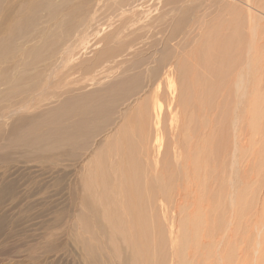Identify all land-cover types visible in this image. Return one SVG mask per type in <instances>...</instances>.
I'll return each mask as SVG.
<instances>
[{
	"label": "rangeland",
	"instance_id": "374dc122",
	"mask_svg": "<svg viewBox=\"0 0 264 264\" xmlns=\"http://www.w3.org/2000/svg\"><path fill=\"white\" fill-rule=\"evenodd\" d=\"M95 7L75 65L38 78ZM0 45V264H264V0H0ZM128 77L102 133L68 135Z\"/></svg>",
	"mask_w": 264,
	"mask_h": 264
},
{
	"label": "bare ground",
	"instance_id": "6f19581e",
	"mask_svg": "<svg viewBox=\"0 0 264 264\" xmlns=\"http://www.w3.org/2000/svg\"><path fill=\"white\" fill-rule=\"evenodd\" d=\"M90 3H92V2H90ZM91 5V4H90ZM96 7L97 6H99V4H96L95 5ZM96 7H95V9H96ZM84 8V7H83ZM77 9V8H76ZM74 10V12H75V14L76 13H78V11H79V13H81L80 11L82 10V9H80L79 7H78V11H75V9H73ZM37 10H35V12H36ZM53 11V10H52ZM68 11H70V10H68ZM72 11V10H71ZM86 10H84V12H85ZM99 10L98 9H96V10H93V16H91L92 14H90L89 15V13H87V11L85 12L88 16H91V18H90V21H92V22H88L87 23V21L85 20V19H83V21L84 22H82V20L78 23V25H73V27H69V28H67V29H65V31L67 30V31H69L68 29H70V31L69 32H76V31H78V33H76V41L75 42H77V41H80L79 43H78V45L76 46V47H74V42L73 43H71V44H69V45H66L65 47H64V49H62V51L61 52H59V55H58V50H56V49H53V51L51 52V55L50 56H47V57H45V58H43L42 59V62H43V64L41 65V70L40 69H37L36 71L38 72V78H42V77H44V75H45V73L47 74V73H50V72H57V70H60V69H62V68H65V67H68V66H72V65H75V59L76 58H74L75 57V51L78 49V48H80V50L81 49H83L84 48V45H86V43H88V41L86 40V38L90 35L89 34V30H90V27H91V23H94L96 20H97V16H98V14H99V12H98ZM32 12H34V9L32 10ZM50 12H51V9H50ZM57 12V11H56ZM74 12L72 13V14H74ZM89 12V11H88ZM49 13V12H48ZM58 13H61L62 14V12H58ZM78 13V14H79ZM83 13V12H82ZM34 15H36V14H34ZM54 15V12L52 13V16ZM57 15H59V14H57ZM56 15V16H57ZM51 16V17H52ZM63 16V15H62ZM76 16V15H75ZM87 16V17H88ZM84 17H86V16H84ZM37 18V17H36ZM59 18V17H58ZM69 18V17H68ZM57 20V19H56ZM58 23V22H57ZM60 23V22H59ZM58 25V24H57ZM82 25V26H81ZM76 27H80L79 29H74V28H76ZM98 28V27H97ZM229 30V29H228ZM94 31V30H93ZM69 32H67V33H69ZM67 33H66V35H67ZM227 34H229V31H228V33ZM234 34V33H233ZM233 34H231V35H233ZM230 35V34H229ZM228 35V36H229ZM61 37H63L64 38V36H61ZM59 38V37H58ZM66 38H67V36H66ZM65 38V39H66ZM230 38V37H229ZM62 39V38H61ZM72 39V38H71ZM74 39V38H73ZM238 39H240V38H238ZM237 40V39H236ZM65 41V40H64ZM69 42H70V40H68ZM85 41H86V43H85ZM72 42V41H71ZM229 43V42H228ZM230 43H231V41H230ZM230 45V44H229ZM263 46V45H262ZM58 49V48H57ZM215 49V48H214ZM60 50V49H59ZM225 50V49H224ZM227 50V49H226ZM4 51H5V48L3 47V46H1L0 45V57L4 54ZM220 53V52H219ZM219 53L216 51L214 54L216 55V57L218 58L219 56H221V55H219ZM238 53V52H237ZM34 54V53H33ZM48 54V53H47ZM58 55V56H57ZM32 56V55H31ZM214 56V55H213ZM227 57V56H226ZM35 58L37 59V62H38V57L37 56H35ZM215 60H216V58H214ZM219 59V58H218ZM217 59V60H218ZM235 59V58H234ZM213 60V59H212ZM223 60V59H222ZM228 60V59H227ZM40 61V60H39ZM219 61V60H218ZM120 62V63H119ZM216 62V61H215ZM220 62V61H219ZM224 62V61H223ZM112 63L114 64V65H116V66H119V65H121L122 63H123V61H122V59L121 60H119V59H115L114 61H112ZM229 63V62H228ZM29 64L30 65H32V66H34L35 67V65L37 64L36 62H29ZM220 64V63H219ZM233 64V63H232ZM138 65V64H137ZM33 67V68H34ZM138 67H140V65L138 66ZM217 67V66H216ZM70 68V67H69ZM121 68H119V70H120ZM137 69V68H136ZM64 70V69H63ZM72 70V69H71ZM217 71V70H216ZM215 71V72H216ZM225 72V67L223 68V65H222V67H220V73H219V70L217 71V74L219 73V74H221V76H223L222 74ZM138 73V72H137ZM103 74H105V73H103ZM227 75V74H226ZM52 76V74H50L49 76H48V78L50 79V77ZM104 76V75H103ZM227 77V76H226ZM139 78V77H138ZM220 78H222V77H220ZM243 78V77H242ZM226 79V78H225ZM242 81H244V80H242ZM130 82H133L129 77L127 78V80H125L124 81V83H120V84H116L114 87H117V89H111V88H114L113 86L110 88V90L107 92L108 94H105V95H103V97H101V100L98 102V103H96V104H90V105H83L80 109H79V115H80V118H81V122H80V125H78L76 128H73V126H72V128L73 129H71V130H69L68 132H69V134H68V132H67V134L69 135V136H71V137H73V135L75 136V134H77L78 132H83V133H85V136H88V134H89V131L90 130H92L93 131V134H99V133H102L103 131H104V129L107 127V126H109L111 123H112V114H114V112L117 110V108H119V104H124V103H126V102H128L129 101V99H131L132 98V96L134 95L133 93H134V91L136 90V88L134 89V85L131 87L130 86ZM215 82V81H214ZM168 83L170 84V85H172L173 83H174V80L172 79V78H170L169 80H168ZM228 83V82H227ZM242 83V82H241ZM244 83V82H243ZM225 85V84H224ZM240 86V85H239ZM243 87H244V85H242ZM242 86H241V88H242ZM243 89H245V88H242V89H240V91L241 90H243ZM222 91V90H221ZM246 91V90H245ZM104 93V92H103ZM202 94V96H204V94L205 95H208V96H210L209 95V89H204L202 92H201ZM224 93V92H223ZM106 95H108L107 97H106ZM137 95V94H136ZM213 95V94H212ZM173 98H171V103H170V106H172V104H173ZM198 101V100H197ZM263 101V100H262ZM259 104V103H258ZM125 105V104H124ZM262 105H263V103H262ZM174 106V105H173ZM69 108L70 107H73V106H68ZM259 107H260V105H259ZM258 108V107H257ZM256 111V110H255ZM255 111H253V113L255 112ZM155 117L157 118V120H159L158 121V124L157 125H160V120H161V111L160 110H156L155 111ZM260 113V112H259ZM261 113H263V112H261ZM255 114V113H254ZM264 114V113H263ZM262 114V115H263ZM254 116V115H253ZM257 117V116H256ZM260 119H261V117H260ZM263 119H264V117H263ZM257 120V119H256ZM76 125H77V123H75ZM79 124V123H78ZM75 127V126H74ZM57 130V129H56ZM55 130V131H56ZM58 130H59V128H58ZM60 130H63V129H61L60 128ZM54 131V133L56 134V132ZM66 132V131H65ZM64 132V133H65ZM59 134V136L61 135V134H63V133H61V132H58ZM66 134V133H65ZM64 134V135H65ZM57 135V134H56ZM55 136V135H54ZM67 136V135H66ZM65 136V137H66ZM62 138H64L63 136H61ZM64 140H65V138H64ZM156 141H160V140H158L157 138L155 139ZM122 141H124V142H127L126 144L127 145H125L124 146V149H125V151L126 150H129L130 151V154H131V152H132V150H133V148H132V145H131V143L129 142V133H128V131L126 130V134H124V136H123V138H122ZM121 141V142H122ZM121 146H122V143H121ZM127 146V147H126ZM134 146V145H133ZM136 147V146H135ZM127 153V152H126ZM122 154V153H121ZM122 156V155H121ZM131 156V158H136L135 159V166H133L134 168H132V170H130L129 168V170L131 171V172H129V173H127V175L126 176H129L128 177V181H129V187H127V188H129V191H130V194H129V196L131 197V199H132V201H133V203H134V205H135V208H138V205L140 204V209H141V205H145V203L143 202L145 199H147V200H150L151 198H153V191H152V189H151V186H150V184L148 183V181H147V179H145V177H142V178H144V180H142V178H141V176H140V171H141V173H142V168H141V164H139V162H138V160H137V156L135 155L134 157L132 156V154L130 155ZM125 157V156H124ZM125 167V166H124ZM125 168H127V167H125ZM138 168H140V169H138ZM126 170V169H125ZM140 170V171H139ZM124 171V170H123ZM125 173V172H124ZM158 173H159V171H158ZM142 176H143V173L141 174ZM168 176V175H167ZM126 180V179H125ZM126 180V182H128ZM122 183V182H121ZM124 183V182H123ZM122 183V184H123ZM121 185V184H120ZM123 187V186H122ZM121 191V190H120ZM143 202V203H142ZM147 204H148V201H147ZM136 215H138L137 217L138 218H140L142 215L141 214H138V213H136ZM141 219V218H140ZM133 220H135V221H137V218L135 219V218H133ZM148 225H150V224H148V223H144V225L143 224H141V223H139L138 221H137V225L136 226H138L139 227V229L137 228V231L139 232V231H142V233H144V232H148L149 230H150V228H149V226ZM140 233V232H139ZM149 236V235H148ZM143 244L144 243H142V247H143ZM147 245V244H146ZM150 245V244H149ZM144 248V247H143ZM139 254H140V252H139ZM150 254V253H149Z\"/></svg>",
	"mask_w": 264,
	"mask_h": 264
}]
</instances>
